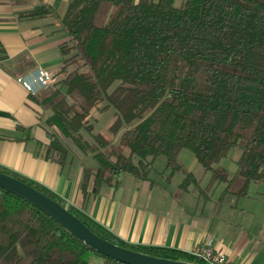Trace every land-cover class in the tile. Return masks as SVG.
Wrapping results in <instances>:
<instances>
[{
	"label": "trees",
	"instance_id": "trees-1",
	"mask_svg": "<svg viewBox=\"0 0 264 264\" xmlns=\"http://www.w3.org/2000/svg\"><path fill=\"white\" fill-rule=\"evenodd\" d=\"M69 0L61 24L62 64L36 101L49 110L44 120V158L60 165L74 152L92 157L81 185L116 187L123 174L148 180L164 156L182 170V189L196 185L182 169L179 152L190 145L211 170L209 182H224L218 203L248 194L264 182V0ZM38 5L22 13L42 18ZM115 83V86H111ZM114 110L112 137L94 131V109ZM193 135V138L190 137ZM68 140L69 142H67ZM239 148L236 170L214 167ZM74 150V152H73ZM76 215L98 236L150 255L206 264L187 252L131 245L44 185L0 165ZM264 198V191L261 192ZM93 259L98 262L92 261ZM0 264H124L81 242L43 211L0 188Z\"/></svg>",
	"mask_w": 264,
	"mask_h": 264
},
{
	"label": "crops",
	"instance_id": "crops-1",
	"mask_svg": "<svg viewBox=\"0 0 264 264\" xmlns=\"http://www.w3.org/2000/svg\"><path fill=\"white\" fill-rule=\"evenodd\" d=\"M68 2L0 0V165L44 185L64 205L82 211L131 245L188 253L211 242L234 263L264 264V240L251 234L252 222L234 224L221 218L246 215L251 209L248 201L240 208L226 199L222 203L214 200L211 207L207 201L200 205L199 192L204 187L197 179L196 185L182 189L180 183L158 185L150 176L141 180L128 174L121 176L116 187L101 184L93 192L91 184L85 190L81 185L89 156L73 150V160L64 165L43 157L44 120L50 112L35 98L46 88L28 91L21 79L33 80L38 68L53 78L59 69L60 44L69 38L61 24ZM38 5L49 6L52 13L42 18L20 17ZM204 196L212 200L210 190Z\"/></svg>",
	"mask_w": 264,
	"mask_h": 264
},
{
	"label": "rangeland",
	"instance_id": "rangeland-1",
	"mask_svg": "<svg viewBox=\"0 0 264 264\" xmlns=\"http://www.w3.org/2000/svg\"><path fill=\"white\" fill-rule=\"evenodd\" d=\"M181 0H175L174 4L179 6ZM115 83L111 86L113 88ZM90 120L94 125V131L101 132L107 137H112L109 134L108 128L114 120V110H100L94 108L91 111ZM193 138V135L190 137ZM69 142L68 140H66ZM240 155L239 148H231L226 154L214 164V167L221 166L225 168L228 173L232 174L236 170V160ZM85 164L90 165L93 163V166L96 165L95 160L92 157H88L85 160ZM179 163L183 170L187 172H192L195 178L199 181V184L202 187L208 184L210 176L212 174L211 170H205L201 164L195 159L193 152L190 149V145L188 144L186 147L182 148L179 152ZM125 176V174H123ZM150 177L153 179H157L158 185H165L167 182L169 185L181 184L183 179L185 178V173L182 170H177L176 172L172 170L171 167L166 165V160L164 156H158L154 162L152 169L150 170ZM167 177V178H166ZM169 177V178H168ZM165 178V179H163ZM169 179V180H168ZM181 180V181H179ZM193 184H191L192 187ZM224 182H216L210 189V193L212 195V200L205 199L204 193L207 191L199 192L200 193V205L207 201V206L211 207L214 200H216L222 189L224 188ZM203 189V188H201ZM198 190V188H197ZM201 191V190H200ZM264 191V182H251L248 188V196H240L238 198H234L228 196L225 202H236L239 208L243 205L244 201H248L250 204V212H246L247 214L244 216L226 214L221 215V218L225 221L234 222V224H248L250 221L252 222L251 234L257 235L260 239L264 240V198H262L261 192ZM198 192V191H197ZM158 194V193H157ZM212 202V203H211ZM218 202V201H217ZM92 261L98 262V260L93 259Z\"/></svg>",
	"mask_w": 264,
	"mask_h": 264
},
{
	"label": "water",
	"instance_id": "water-1",
	"mask_svg": "<svg viewBox=\"0 0 264 264\" xmlns=\"http://www.w3.org/2000/svg\"><path fill=\"white\" fill-rule=\"evenodd\" d=\"M0 188L21 197L37 207L78 240L110 259L124 264H195L183 260L150 255L112 243L95 234L67 207L12 175L0 172Z\"/></svg>",
	"mask_w": 264,
	"mask_h": 264
},
{
	"label": "built area",
	"instance_id": "built-area-1",
	"mask_svg": "<svg viewBox=\"0 0 264 264\" xmlns=\"http://www.w3.org/2000/svg\"><path fill=\"white\" fill-rule=\"evenodd\" d=\"M52 80V77L44 69L38 68L35 70L33 80L21 79V82L28 91L35 92L36 89L47 86ZM188 253L200 258L206 264H237L232 262L222 249L214 247L211 242L196 246Z\"/></svg>",
	"mask_w": 264,
	"mask_h": 264
}]
</instances>
